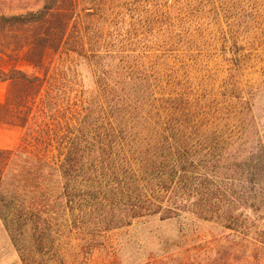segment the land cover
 I'll return each instance as SVG.
<instances>
[{
    "label": "trees",
    "instance_id": "obj_1",
    "mask_svg": "<svg viewBox=\"0 0 264 264\" xmlns=\"http://www.w3.org/2000/svg\"><path fill=\"white\" fill-rule=\"evenodd\" d=\"M8 7L22 13L0 12V59L14 51L35 72L0 66V124L24 130L0 150V215L22 264H66L63 225L86 234L89 263L94 232L187 216L228 232L220 263L235 264L234 233L248 232L244 264H264V86L243 76L264 39V0ZM18 160L44 181L10 189Z\"/></svg>",
    "mask_w": 264,
    "mask_h": 264
},
{
    "label": "rangeland",
    "instance_id": "obj_2",
    "mask_svg": "<svg viewBox=\"0 0 264 264\" xmlns=\"http://www.w3.org/2000/svg\"><path fill=\"white\" fill-rule=\"evenodd\" d=\"M36 2L37 0H9L8 2L0 0V12L10 15L22 13V11H11L8 6L17 8L22 4L26 6V4ZM250 49L245 60L248 68L243 73L244 80L254 84L263 81L264 86V39L255 47L251 46ZM8 56V58L0 59L1 67L16 66L28 75L35 74L31 67L20 61L16 52L10 51ZM214 60L216 64L211 63L212 70L215 73L224 72L225 68L218 58L215 57ZM7 90L8 84L0 83V104L4 103ZM256 116L263 134L264 87L256 101ZM23 134V129L0 124V150H14L19 145ZM33 163L34 165L30 167L27 166L25 160H18L8 175L10 189L36 186L44 181L40 179L38 182V165ZM25 167L29 168L23 172L22 169ZM27 172L29 175L26 178ZM53 183L50 176L44 182L48 186L53 185ZM3 194H7V191L4 190ZM17 196L13 199H17ZM11 200H8V204ZM0 208H3L1 198ZM60 230L62 232H55V234L58 235V246L65 255L66 264H226V262L220 263V259L222 260L223 255L225 256V253L223 254L225 250L223 241L228 232H223L220 225L206 222L198 216H187L166 222L153 218L110 233L94 232L97 236V242L86 247L88 250L96 248L89 263L85 262L82 256V251L85 250L84 242L87 240L86 234L69 232L70 230L64 225ZM247 233H234L239 236L237 239L238 249H235L229 256L234 257L235 264H244V253L240 242L244 240ZM0 264H22L1 215Z\"/></svg>",
    "mask_w": 264,
    "mask_h": 264
}]
</instances>
